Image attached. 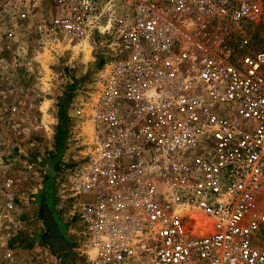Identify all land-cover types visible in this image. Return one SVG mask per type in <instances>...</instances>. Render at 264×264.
Returning <instances> with one entry per match:
<instances>
[{
  "label": "built area",
  "instance_id": "1",
  "mask_svg": "<svg viewBox=\"0 0 264 264\" xmlns=\"http://www.w3.org/2000/svg\"><path fill=\"white\" fill-rule=\"evenodd\" d=\"M256 21V0L56 1L55 28L108 57L56 187L85 264H264Z\"/></svg>",
  "mask_w": 264,
  "mask_h": 264
},
{
  "label": "rangeland",
  "instance_id": "2",
  "mask_svg": "<svg viewBox=\"0 0 264 264\" xmlns=\"http://www.w3.org/2000/svg\"><path fill=\"white\" fill-rule=\"evenodd\" d=\"M56 1L0 0V264L89 261L75 219L58 209L65 195L56 187L64 179L61 168L80 154L108 57L103 38L74 40L55 28ZM22 12L25 18L19 17ZM246 34L264 48V22L248 25ZM40 192L72 243L60 253H52L41 238Z\"/></svg>",
  "mask_w": 264,
  "mask_h": 264
},
{
  "label": "water",
  "instance_id": "3",
  "mask_svg": "<svg viewBox=\"0 0 264 264\" xmlns=\"http://www.w3.org/2000/svg\"><path fill=\"white\" fill-rule=\"evenodd\" d=\"M45 203H46V207L44 205V207L39 203V212H38V216L39 218L42 220L43 225L45 226V232L41 235V238L43 241H45L47 243V245L49 246L50 250L52 253H60L64 250L69 249L70 247H72V243L68 242V240L65 238V236L63 235L62 231L59 228L58 222L55 219L52 210L50 209V207L48 206L47 202H46V198H45ZM44 208V210H43ZM48 208L50 210V217L44 213V211L48 210L46 209ZM51 222V228H53L54 225V232L53 235L54 237H56V239L58 240V244L55 245L54 240H52L50 238V223Z\"/></svg>",
  "mask_w": 264,
  "mask_h": 264
},
{
  "label": "bare ground",
  "instance_id": "4",
  "mask_svg": "<svg viewBox=\"0 0 264 264\" xmlns=\"http://www.w3.org/2000/svg\"><path fill=\"white\" fill-rule=\"evenodd\" d=\"M84 54H85V57H88L89 56V50L87 49V47L84 49ZM84 125L86 126V130H84L85 131V133H90V127L88 126V123L87 122H85L84 123ZM87 126H88V128H87ZM87 129L89 130V132H86L87 131ZM38 201H39V203L44 207V205H45V207H46V203H45V194H44V192H40L39 194H38ZM46 209H48V208H46ZM43 210H44V208H43ZM44 213H46L49 217H50V210L48 209V210H46V211H44ZM50 224V238L52 239V240H54V243H55V245H57L59 242H58V240L59 239H56V237H54V235H53V232H54V225H53V228H51V222L49 223Z\"/></svg>",
  "mask_w": 264,
  "mask_h": 264
},
{
  "label": "trees",
  "instance_id": "5",
  "mask_svg": "<svg viewBox=\"0 0 264 264\" xmlns=\"http://www.w3.org/2000/svg\"><path fill=\"white\" fill-rule=\"evenodd\" d=\"M45 198H46V202H47V204H48V200H47V196L45 195Z\"/></svg>",
  "mask_w": 264,
  "mask_h": 264
}]
</instances>
